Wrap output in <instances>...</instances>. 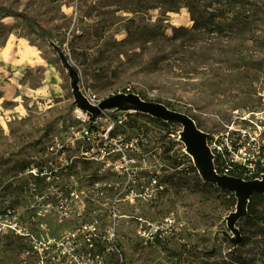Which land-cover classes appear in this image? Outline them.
Listing matches in <instances>:
<instances>
[{
    "label": "rangeland",
    "instance_id": "rangeland-1",
    "mask_svg": "<svg viewBox=\"0 0 264 264\" xmlns=\"http://www.w3.org/2000/svg\"><path fill=\"white\" fill-rule=\"evenodd\" d=\"M0 6L26 12L52 31L47 39L21 18L0 19V215L14 209L22 226L57 237L95 219L102 227L110 223L114 185L122 187L124 177H100V163L75 162L68 173H59L58 182L84 190L82 197L93 194L96 181L109 183L102 202L87 199L63 222L51 211L35 215L46 200L33 206L37 195L47 192L48 180L36 178L29 166L51 135L71 121L79 97L90 95L100 106L111 101L104 107L112 113H128L121 130L146 139L147 175H157L163 185L151 201L117 207L122 264H264L262 246L235 242L247 194L234 190L232 207L218 182L205 183L211 180L200 173L183 140L185 125H166L167 117L157 120L136 108L113 106L111 100L118 94L138 97L194 120L213 163L214 142L236 141L246 130L247 139L259 138L264 0H0ZM248 111L254 112L253 122L242 120ZM213 169L218 173L215 163ZM224 176L237 184L253 183ZM169 216L174 223L163 237L147 241L139 233L142 220ZM28 247L26 236L1 229L0 264H28ZM95 249L105 248L98 243ZM105 262L120 263L116 254H107Z\"/></svg>",
    "mask_w": 264,
    "mask_h": 264
},
{
    "label": "built area",
    "instance_id": "built-area-1",
    "mask_svg": "<svg viewBox=\"0 0 264 264\" xmlns=\"http://www.w3.org/2000/svg\"><path fill=\"white\" fill-rule=\"evenodd\" d=\"M79 99L71 121L62 126L58 133L51 135L39 152L37 162H32L28 168L36 178L45 176L48 180L47 192L45 195H37L33 204L42 205L44 199L45 205H42V209L36 211L35 215H45L51 211L56 221L63 222L75 207L87 202V199L97 204L102 202L101 198L107 191L105 188L112 186L109 183L101 184L96 181L92 189L93 194L89 191L84 197V190L80 193L73 189L72 185L59 184V173H68L75 162L100 163L99 176L111 173L124 177L122 187L121 183L114 185L118 191L110 201V223L102 227L99 220L95 219L83 223L63 237L50 236L45 229L34 232L22 226L18 223L19 214H15L14 209H9L7 214L2 213L0 231L7 228L8 233L28 238L29 247L24 253L27 258L25 263L28 264H105L107 254L118 255L119 264H122V247L118 241V219L121 215L118 214L117 207L121 202L151 201L156 198L160 189H163L157 175H147L144 152L146 139L142 135L129 136L121 130L126 124L128 113H112L107 107L97 104L95 97L90 95L83 96V100L80 97ZM253 113L248 111L242 116V120L253 122ZM259 128V138L251 136L252 139H247V130L245 134L241 133L238 146L234 144L238 139L233 141L227 138L220 144L214 142V147L226 159V170L231 168L233 163H247L257 154L258 148L264 144V124ZM33 190L37 192L38 187L35 186ZM35 215L32 216L33 221L36 220ZM142 221L139 233L147 241H153L167 233L174 223V218L169 216L162 221ZM98 243L105 249H95Z\"/></svg>",
    "mask_w": 264,
    "mask_h": 264
},
{
    "label": "trees",
    "instance_id": "trees-1",
    "mask_svg": "<svg viewBox=\"0 0 264 264\" xmlns=\"http://www.w3.org/2000/svg\"><path fill=\"white\" fill-rule=\"evenodd\" d=\"M6 16L21 18L30 30L36 32L43 38L52 39L51 29L30 14L14 10L10 7L0 6V19ZM155 118H157V120H162L161 117ZM162 122L169 125L171 123H176L177 120L169 119ZM208 142L210 144L213 143V139L210 135H208ZM234 144L238 146L239 139L234 142ZM258 149L257 154H255L254 157L247 163H233L231 168L226 170V159L213 146L215 153V168L221 175L228 174L243 181H251L261 178L264 175V144H262ZM192 170L197 172V167L192 165ZM205 183L214 185L215 181H205ZM218 188H222V190L226 191L230 195V205L235 207L237 204V198L235 196L234 189L223 186H219ZM237 223L239 238L235 242L240 244V247H245L250 244L262 246V254L264 255V193L253 192L250 194L249 201L247 203V210L241 213ZM178 255L179 258H181L184 254L180 252Z\"/></svg>",
    "mask_w": 264,
    "mask_h": 264
},
{
    "label": "water",
    "instance_id": "water-1",
    "mask_svg": "<svg viewBox=\"0 0 264 264\" xmlns=\"http://www.w3.org/2000/svg\"><path fill=\"white\" fill-rule=\"evenodd\" d=\"M121 96H123L124 98H126L130 101H134V102L139 103L144 108H147L149 110H152L154 112L161 114L159 117H162V115H163V116H166L168 119L177 120V121H180L181 123H183L186 127V132H187L188 136L195 140V142L197 143V145L199 146V148L201 150V163H202V166L206 172V175L208 176L207 177L208 180L216 181L219 183V185H221L223 187H227V188L234 189L237 191L239 190L240 192H244L247 194L248 199L246 201V207H244L242 212L247 210V203L249 201V197H250L251 193H253V192L264 193V182H261V181L259 182V180H258L259 178L255 179V180H251V181H244V182H253L251 185L247 186V185L237 184V183L228 181L224 175H221V174L215 172V170L210 166V163H209L208 158H207L208 150H207L206 146L200 141V137H199L198 133H196L195 129H193L192 120L190 118H188L184 115H181V114L177 113L176 111L169 109L166 106H161V105L154 104V103H151L148 101H144V100L139 99L138 97H129L128 95H125V94H118L115 97H113L111 100L113 101L119 97L121 98ZM110 102H104V103H102L103 104L102 106H107ZM236 179H238V178H236ZM241 181H243V180H241ZM241 213H240V215H241ZM240 215H239V217H240Z\"/></svg>",
    "mask_w": 264,
    "mask_h": 264
},
{
    "label": "bare ground",
    "instance_id": "bare-ground-1",
    "mask_svg": "<svg viewBox=\"0 0 264 264\" xmlns=\"http://www.w3.org/2000/svg\"><path fill=\"white\" fill-rule=\"evenodd\" d=\"M112 105L113 106H119V107H121L123 109L136 108L137 110L144 111V112H148V113L154 114L156 116H160L161 115V114H159L157 112H154L152 110H149L147 108H144L143 106H141L137 102L130 101V100L126 99V98H118V99H115V100H113ZM162 117L166 118V116H163V115H162ZM192 125H193V129H195L196 133H198V135L200 137V141L206 146V148L208 150L207 158H208V161L210 163V166L213 168V164H214L213 163V160H212L213 152L210 149L209 145L204 142V134H203V131L198 126L195 125L194 120H192ZM182 136H183L184 142L188 146L189 153L193 157L194 162L196 163V165H197L200 173L205 176L206 175V172H205V170H204V168L202 166V163H201V155L199 154L198 147H196L195 145H193L191 143L190 139L188 138V134L186 132V127H184V129L182 131ZM258 180L261 181V182H264V175H263V177L261 179H258ZM239 193H241V192L238 190L237 191V194H239ZM247 199H248V196H245L244 197V201L246 202Z\"/></svg>",
    "mask_w": 264,
    "mask_h": 264
}]
</instances>
